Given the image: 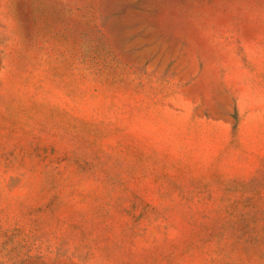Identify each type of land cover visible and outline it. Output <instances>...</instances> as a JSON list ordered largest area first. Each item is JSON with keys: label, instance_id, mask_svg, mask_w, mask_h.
Listing matches in <instances>:
<instances>
[{"label": "rangeland", "instance_id": "1", "mask_svg": "<svg viewBox=\"0 0 264 264\" xmlns=\"http://www.w3.org/2000/svg\"><path fill=\"white\" fill-rule=\"evenodd\" d=\"M0 264H264V0H0Z\"/></svg>", "mask_w": 264, "mask_h": 264}]
</instances>
